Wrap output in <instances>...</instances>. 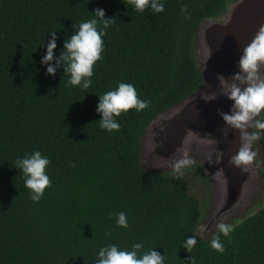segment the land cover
Instances as JSON below:
<instances>
[{
  "label": "trees",
  "instance_id": "obj_1",
  "mask_svg": "<svg viewBox=\"0 0 264 264\" xmlns=\"http://www.w3.org/2000/svg\"><path fill=\"white\" fill-rule=\"evenodd\" d=\"M235 0H164L165 10L136 12L124 0H0V264H94L100 247L117 243L155 250L165 264H264V205L234 223L225 251L200 236L203 207L172 170L152 171L141 161L143 135L152 120L201 89L196 29L223 16ZM187 10L182 12V6ZM106 10L114 24L103 37V59L89 89L66 86L61 65L52 76L41 63L52 31L56 54L73 25ZM44 42V43H43ZM43 43V44H42ZM133 84L148 107L117 117L118 131L99 127V94ZM259 174L264 183V138ZM40 150L50 157L51 185L35 203L15 167L18 156ZM198 173V162L184 169ZM127 213L128 228L112 213ZM111 236L106 237L105 231ZM196 235L189 253L185 238Z\"/></svg>",
  "mask_w": 264,
  "mask_h": 264
},
{
  "label": "clouds",
  "instance_id": "obj_2",
  "mask_svg": "<svg viewBox=\"0 0 264 264\" xmlns=\"http://www.w3.org/2000/svg\"><path fill=\"white\" fill-rule=\"evenodd\" d=\"M124 3L139 13L151 9L154 13H161L165 10L164 0H124ZM182 12L187 6H182ZM94 16L86 21L73 25L75 31L65 39L63 51L58 56L57 33H51V39L46 45V54L42 57L41 63L47 66L46 74L55 76L57 69L63 65L65 73L68 74L66 86L89 89L93 84L94 68L103 59L105 44L103 37L107 35L108 29L114 24V18L106 17V10L96 8ZM218 18V17H217ZM44 43V42H43ZM42 43V44H43ZM239 70L230 78L218 74L223 94L233 101L229 113L221 112L220 115L231 128L240 132L241 146L239 151L232 155L229 163L243 171H249L255 152L252 151L254 142L264 138V25H261L251 42L243 48L238 64ZM217 93L205 95V99L216 98ZM149 102L140 98L136 87L127 82H118L117 87L99 94V103L96 108L101 114L99 127L102 130L112 133L121 128L117 117L126 114L129 110L137 112L148 107ZM251 129V131H249ZM163 127L161 131H163ZM227 136V132H225ZM223 158L222 152H217L219 162ZM211 156L209 161H211ZM193 160L187 156L179 157L173 166V173L176 179L184 175V169L191 166ZM51 164L50 157L44 155L40 150L18 156L15 160V167L23 173L24 186L29 191L30 199L38 203L44 196L46 189L51 185V179L47 172ZM219 169L215 175L223 173ZM115 217L117 227L128 228L127 213L120 211L112 213ZM217 233L210 241V246L219 253L225 251L221 241V234L229 237L235 230L229 223L220 222L217 224ZM105 236L110 237L111 232L105 231ZM197 236L185 238L183 248L189 253L197 245ZM143 242L134 243L131 249L122 247L117 243H109L100 247L97 252V259L94 264H165L164 255L155 250V247L147 252H141ZM192 264H195V260Z\"/></svg>",
  "mask_w": 264,
  "mask_h": 264
},
{
  "label": "water",
  "instance_id": "obj_3",
  "mask_svg": "<svg viewBox=\"0 0 264 264\" xmlns=\"http://www.w3.org/2000/svg\"><path fill=\"white\" fill-rule=\"evenodd\" d=\"M261 25H264V0H235L227 4L223 16L203 20L196 29V55L205 77H210L214 87L198 90L156 116L142 138L141 155L148 152L152 156L156 152V163H175L181 156L203 150L201 157L208 169H213L221 193L216 200L215 219L239 201L253 182L254 173L252 163L248 172L229 163L241 146L240 132L227 125L220 115L231 111L233 101L223 94L218 74L230 78L239 70L243 48ZM213 92L217 93L216 98L205 99V95ZM217 152L223 153L219 162H215ZM221 168L223 173L215 175Z\"/></svg>",
  "mask_w": 264,
  "mask_h": 264
},
{
  "label": "rangeland",
  "instance_id": "obj_4",
  "mask_svg": "<svg viewBox=\"0 0 264 264\" xmlns=\"http://www.w3.org/2000/svg\"><path fill=\"white\" fill-rule=\"evenodd\" d=\"M198 57V55H197ZM208 88V87H207ZM251 131V129H249ZM147 139V136L146 138ZM252 151L255 152L253 165V182L249 184L247 191L241 196L239 201L233 205L229 211H226L218 219H215V208L217 207V197L220 195V191L217 188V181L213 177V169H208L207 163L199 155L194 152L189 153V156L194 164L198 162L202 169L208 174L211 187L207 185L204 179L198 173H191L190 171L184 172V177L188 181V190L199 198V201L203 207V219L200 223L198 233L200 236H208L217 229V224L225 222L234 224L243 220L248 215L256 212L264 205V183L260 177L258 169V159L260 156V146L257 142H254ZM158 157L156 152L150 156L143 152L141 161L142 165L152 171L158 170H172L174 163H160L156 161Z\"/></svg>",
  "mask_w": 264,
  "mask_h": 264
},
{
  "label": "flooded vegetation",
  "instance_id": "obj_5",
  "mask_svg": "<svg viewBox=\"0 0 264 264\" xmlns=\"http://www.w3.org/2000/svg\"><path fill=\"white\" fill-rule=\"evenodd\" d=\"M221 17V16H220ZM219 18V17H218ZM218 18H216V19H218ZM197 45V44H196ZM198 52V51H197ZM205 80H206V83L204 84V86L201 88V89H199V91L198 92H203V91H207V90H210L211 89V86L212 87H214L213 85H211L212 84V80H210V77H209V79L208 78H206L205 77ZM208 87V88H207ZM197 151V150H196ZM197 155H199L200 157L202 156L203 157V150H200V151H197V152H195ZM201 157V158H202Z\"/></svg>",
  "mask_w": 264,
  "mask_h": 264
}]
</instances>
